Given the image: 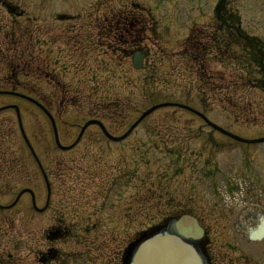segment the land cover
I'll return each mask as SVG.
<instances>
[{
    "label": "rangeland",
    "instance_id": "1",
    "mask_svg": "<svg viewBox=\"0 0 264 264\" xmlns=\"http://www.w3.org/2000/svg\"><path fill=\"white\" fill-rule=\"evenodd\" d=\"M13 1L16 2V0ZM19 1L22 2L21 6L23 7L35 5L37 2L43 4L42 0ZM92 1L94 0H84V4L89 5L88 3ZM108 1L113 4H119L121 8L127 7L131 2H135L142 6L141 11H144L145 8L152 10L154 14L152 16V27L148 31L145 30V34L140 33L142 30L139 32L143 47H147L150 50L149 56L146 58L145 67L143 70H135L132 67L131 61L127 59V72L123 71L126 73L123 75L119 67L112 71L98 67L96 60L98 56L90 54V63L87 62L84 66L78 63L76 74H79L77 83L80 80L83 83L80 89L86 93H91L88 80L92 77L94 102H78L76 96L77 90L71 89L72 86L68 85L66 88L67 94L73 95V98L70 104L63 108L61 119L63 122L64 119L65 122L73 120L71 122L77 124L67 125L70 128L61 127V130L70 134L72 130L78 132L80 126L91 115L93 118L101 119L108 131L120 136L140 112L146 110L151 104L164 101V99L169 97L172 101L189 104L195 111L199 110L205 116H201V114L200 116H196L194 113L184 109L168 107L151 113L145 122L150 123V125L160 122L165 126L167 138L170 136L174 137L177 134L176 131L179 132L177 137L187 138L183 133L184 126L190 129L191 134H197L198 138L194 137L184 140L182 145L187 148L183 150L179 147L180 143L171 141L167 143L166 147L169 150H181V156L183 157L181 166L183 167L177 170H174L175 164L173 166L176 157L172 156V154L168 159L154 162L156 160L155 156L161 159L158 143L155 144V147L153 145L141 147V152L140 149L131 146L132 143L119 146V144L102 139L99 140V138V148L95 147V145L83 144L84 148L89 147L91 150H83L81 147L79 152L74 153L72 156L67 154V159L71 160H68L62 168L55 167L47 173L49 174V180L55 185L54 195L49 200V203H51L50 209L44 213L34 211L32 204H30L31 196L25 194L19 199L18 206L15 212H12V216L14 218L20 216L23 219V224L30 226L33 231H36L38 227H49L53 214L58 211H63L66 215L73 218L88 215L91 217V221H94L95 216L92 214L97 208L100 210L98 217L106 214L107 225L104 228L107 227L108 230L110 258L116 260L121 254L122 249L126 248L129 242L135 239L138 232L145 229L147 224L158 221V218L164 214H169L173 211H175V214L180 213L178 209L184 207L191 211L193 215H198L204 225L217 229V231L210 232L209 234L212 244L224 245L223 248L225 249L227 243L235 244L234 233L228 230V227H231V225L227 224L224 215L213 208L214 205L210 201L211 195L207 193L201 198L194 196V191H192L189 194L190 197L187 199V205L181 206L173 202L174 210L171 211L172 207L169 206L170 203L168 204V200L164 197L163 193L153 184L154 181L158 180L155 177V172L157 168L162 170L161 164L168 163L172 177V186L174 180L182 177L186 178L189 182H196L198 178L197 169L191 168L190 170L188 168L190 165H193L197 150L204 143L211 144V150L217 147L215 149L217 159L222 169L226 171L227 169L223 162L233 155L232 145L236 144L235 142H230L227 136L218 132L217 128L220 125L227 131H232L231 128L242 129V133L245 134L249 133L250 130L248 128H255L256 123L257 127L264 128V92L246 87L242 91H238L239 93L236 98H231V100L229 99L226 102L221 100L220 93L225 92H220L218 85L226 87L227 84L235 81L234 77L240 75L244 69L243 65L238 64L237 59L226 58L222 63L223 67L213 64L214 67L209 68V74L202 76L206 78V81L210 82L211 90L205 87L206 84L203 85L200 75H190L188 73L186 67L187 65L191 66V63L189 64V57L184 53L191 52V45L187 40L183 47L185 37L188 38L190 35L192 23L196 22L197 25H206V27L210 24L212 5L215 0ZM43 2L48 3L49 0H43ZM241 5L243 6L245 15L243 25H245L248 31H254L256 34H259L264 41V0H242ZM193 7H201L202 10L198 11ZM52 8V6H47L45 10ZM42 11L44 12L43 9ZM163 11L164 13H162ZM122 12H129V9L124 8ZM144 14L147 15L146 13ZM252 17L256 19V27L254 28H251V22L249 21ZM139 27H135L133 31L137 33ZM181 61H183V65ZM87 64H91V67L87 66ZM219 70L222 73H219ZM149 72L157 74L156 82H148ZM221 74L225 76L224 81L220 80ZM122 76L127 78V88L123 86L124 81L122 80ZM142 80L145 85L143 87L145 92L140 89ZM231 92L234 91L231 90ZM217 93H219L218 96H216ZM122 98L125 99L122 100ZM2 104H7V99L1 100L0 106H3ZM25 106L32 107V105L27 104ZM25 106H22L20 111L22 125L24 126L23 133L20 131L17 116L13 110H8L5 107L0 111V158H9V156L18 157L12 161V167L7 165L2 174L4 178L3 182L9 181L10 190L6 192L7 188L4 187L2 192L0 191V201L2 203H11L17 196L16 194L24 187L32 189L37 187V193H35L37 195L36 201L37 199L39 200L41 204L39 207L42 208L46 204L48 194L46 193V184L43 182L42 175L33 174L36 171L34 159L33 161L27 159L31 172H28V170L26 172L20 171L16 161L27 155L26 151H28V148L22 145L23 139L21 134L26 135L30 139V145L34 147L37 154H46V144L34 140V137L44 134V132H49L50 127L46 124V116L41 110H29ZM93 110L95 111L93 112ZM233 112H235L234 115L236 116L235 121L229 118V115ZM204 117L208 120V124L212 123L214 125H208ZM238 120L239 122H236ZM90 128L95 129V126L91 125ZM99 133L101 134V131ZM206 134H210L211 136L208 142L202 140V137H207ZM191 149V155L188 156L187 152H190ZM233 150H236V154H238V148ZM203 152L206 153V148ZM238 155L237 158H239ZM43 158L49 162L50 157H48V154ZM145 160H147V163ZM40 162L46 166L47 170L49 164L42 160V158ZM256 163L259 164V161ZM147 168H150V170ZM176 174L179 175L174 179L173 176ZM202 175L203 172L199 176L202 177ZM139 178L142 179L140 188L143 190L141 191L134 186V183H137V179ZM79 179L84 182L91 181V183L82 185L83 181L78 182ZM130 179H132V182ZM93 180L98 182H94ZM241 180L243 179H240V175L238 174L233 181L240 186V189L228 183L229 196H233L234 192L232 190H236L235 192L239 194V196H234V198L243 196V185L239 184ZM57 181L65 185L61 190L68 189V191L64 192V194L60 193V186ZM101 181L102 184H100ZM73 183L80 184L74 185ZM204 184L206 185V189H208L207 180H204ZM51 186H53L52 183ZM100 186L103 187L104 197L102 196L92 201L83 199L85 194L93 193L94 195V193L100 192ZM146 186L149 187L147 188ZM83 187L86 190H81ZM222 189L219 190L221 191ZM222 194L223 196L219 200L221 204L219 207L228 209L231 204L225 200L226 194ZM175 196L173 194V197ZM148 198L149 200L146 201ZM93 202L96 204L94 207H92ZM1 216L2 214L0 213ZM20 222L16 221L18 227ZM9 226L13 227L12 225L4 226L1 228V232H7L10 228Z\"/></svg>",
    "mask_w": 264,
    "mask_h": 264
},
{
    "label": "flooded vegetation",
    "instance_id": "2",
    "mask_svg": "<svg viewBox=\"0 0 264 264\" xmlns=\"http://www.w3.org/2000/svg\"><path fill=\"white\" fill-rule=\"evenodd\" d=\"M78 21H79V24L81 26V32L84 34V41H85L84 46L89 50L85 11H84V16L82 17V15H81V17L79 18ZM61 22H65V23L62 24V26H60L58 29H56V31L54 33L50 34L51 36H50L49 42L51 45H53L55 47L61 46L62 43H66V41L72 36V34L70 32V24L67 23V22H70L69 19H65L64 21H61ZM122 25H123V23L121 22V20L115 19V23L109 24L110 32H113L115 30H116V32L120 31L122 29ZM121 37H122L121 35L117 36L118 44H120L122 42ZM23 55H24V52L20 53L19 56L23 57ZM5 57H6L7 62L10 59L11 60L14 59L13 54L11 53L10 49H7ZM53 229H54L53 232L56 233L57 236H60V237H64V236H66V234L70 233L69 231H67L66 233L62 232L61 228L58 226H56ZM30 244L31 245L28 246L29 253L32 254L33 256H36L37 260H40L44 264H52L54 261H58L61 258L63 259V256L66 259V260H63L65 262V264H69V261H67L68 258L71 256H74V252H69V251H67V253H63V256H62L61 255L62 253L59 252V250L57 248H54L53 245L48 240H47L46 244L40 243V242H38L36 246L33 245L32 243H30ZM96 244H93V245H96ZM252 252L259 254L260 253L259 247H257V245H254L252 247ZM23 258H24V262H26L27 260L25 259V256ZM0 259H2V261H3V262L0 261V264H19L13 258V254H11V253L5 254L1 250H0ZM109 263H111V259H109V257L89 258L87 260L77 262V264H109ZM236 263L239 264L238 260ZM72 264H75V261H73ZM246 264H252V263H246ZM253 264H256V262Z\"/></svg>",
    "mask_w": 264,
    "mask_h": 264
},
{
    "label": "water",
    "instance_id": "3",
    "mask_svg": "<svg viewBox=\"0 0 264 264\" xmlns=\"http://www.w3.org/2000/svg\"><path fill=\"white\" fill-rule=\"evenodd\" d=\"M195 221L182 220L176 226L181 227V231L188 230L191 224ZM195 225V224H194ZM196 226V225H195ZM155 237H163L160 233ZM205 256L200 255L196 250L189 248V253L186 248L179 245L178 242L170 238H155L143 247L140 254L137 256L136 264H204Z\"/></svg>",
    "mask_w": 264,
    "mask_h": 264
},
{
    "label": "bare ground",
    "instance_id": "4",
    "mask_svg": "<svg viewBox=\"0 0 264 264\" xmlns=\"http://www.w3.org/2000/svg\"><path fill=\"white\" fill-rule=\"evenodd\" d=\"M44 178H45L44 182H45L46 186L48 187V185H49L48 178L47 177H44ZM18 194L19 195L28 194V195L31 196V194L26 189H21L18 192ZM18 201H19V199H16V205H17ZM30 204H32V207H33L34 211H36L35 204H33L32 197H31ZM28 211H29V209H28ZM12 212L13 211H12V209L9 206L0 204V213L2 214V216L0 217V237H2L3 234H7V233H11L12 234L14 232V230H15V227L13 225L14 217L12 216ZM7 225H12L13 227L9 226L10 228H9V230H7V232H4V233H3V231L1 232V228L4 227V226H7ZM0 261L3 262L2 259H0ZM137 261H138V259L136 260V263H137ZM144 264H149V263L147 262V263H144Z\"/></svg>",
    "mask_w": 264,
    "mask_h": 264
},
{
    "label": "trees",
    "instance_id": "5",
    "mask_svg": "<svg viewBox=\"0 0 264 264\" xmlns=\"http://www.w3.org/2000/svg\"><path fill=\"white\" fill-rule=\"evenodd\" d=\"M223 8L220 9V11L222 12ZM221 14V13H220ZM220 16V15H219ZM230 21V20H229ZM234 31H235V28L232 29V32L230 33L231 35L234 34ZM229 40V39H228ZM261 59H264V54L261 55ZM260 59V62L261 64L264 65V60H261ZM258 87H264V84H257Z\"/></svg>",
    "mask_w": 264,
    "mask_h": 264
}]
</instances>
